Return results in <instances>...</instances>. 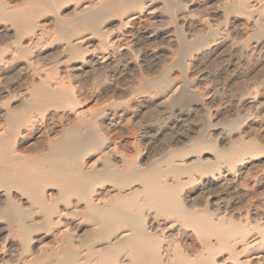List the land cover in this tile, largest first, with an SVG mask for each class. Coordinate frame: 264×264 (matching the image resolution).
<instances>
[{
    "label": "bare ground",
    "instance_id": "obj_1",
    "mask_svg": "<svg viewBox=\"0 0 264 264\" xmlns=\"http://www.w3.org/2000/svg\"><path fill=\"white\" fill-rule=\"evenodd\" d=\"M258 201L264 0H0V264H264Z\"/></svg>",
    "mask_w": 264,
    "mask_h": 264
},
{
    "label": "rangeland",
    "instance_id": "obj_2",
    "mask_svg": "<svg viewBox=\"0 0 264 264\" xmlns=\"http://www.w3.org/2000/svg\"><path fill=\"white\" fill-rule=\"evenodd\" d=\"M257 204H259L258 206H259L260 208H264V206H263L264 204H263L262 201H260V202L258 201ZM261 205H262V206H261Z\"/></svg>",
    "mask_w": 264,
    "mask_h": 264
}]
</instances>
